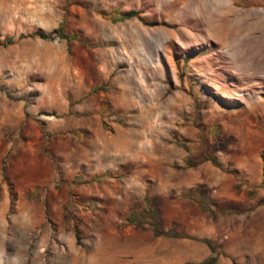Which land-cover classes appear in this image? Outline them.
Masks as SVG:
<instances>
[{
    "label": "rangeland",
    "instance_id": "1",
    "mask_svg": "<svg viewBox=\"0 0 264 264\" xmlns=\"http://www.w3.org/2000/svg\"><path fill=\"white\" fill-rule=\"evenodd\" d=\"M6 37L0 264H177L126 217L221 236L264 208V65L237 62L264 0H0Z\"/></svg>",
    "mask_w": 264,
    "mask_h": 264
},
{
    "label": "crops",
    "instance_id": "2",
    "mask_svg": "<svg viewBox=\"0 0 264 264\" xmlns=\"http://www.w3.org/2000/svg\"><path fill=\"white\" fill-rule=\"evenodd\" d=\"M199 224L202 225V222ZM205 225L187 234L193 239H169L181 248L177 264H199L211 255L207 247L198 241L201 239L216 242L219 246L213 264H264V208L258 207L249 221L240 223L237 229L227 235L218 236L209 229L207 223Z\"/></svg>",
    "mask_w": 264,
    "mask_h": 264
},
{
    "label": "trees",
    "instance_id": "3",
    "mask_svg": "<svg viewBox=\"0 0 264 264\" xmlns=\"http://www.w3.org/2000/svg\"><path fill=\"white\" fill-rule=\"evenodd\" d=\"M131 17H139L137 12H132V11H128V12H124L123 14H121L119 16V18L121 20L124 19H129ZM139 20H141V18H138ZM40 39V40H44V41H52L54 38H58L60 40H64L66 42L67 45H69L70 40H75L76 36L74 34H72L71 36H68L66 34H64L63 32V28L62 25H58L57 28H55L54 30H52L49 33H43L40 31H36L33 32L32 34H28V35H19L17 36V38L15 39L16 41L18 40H22V39ZM13 43V39L12 38H4L3 42L0 45H9ZM4 168H1V175H2V179H5V175H4ZM145 202H147V198L145 197ZM202 202H205L204 200H202ZM148 220V222H147ZM126 224L128 225H140L142 223H146L152 233L155 236H159V237H163L165 239H193L183 233H178L174 230V227H170L169 230H163L161 228V225L159 223V218H158V214L157 212L152 209V208H146L144 210H142L140 213L135 214V213H130L126 219H125ZM200 242H202L207 249L209 250V252L211 253V255L206 258L204 261H202L199 264H213L215 261V257H216V246L215 244H213L210 240L207 239H201L198 240Z\"/></svg>",
    "mask_w": 264,
    "mask_h": 264
},
{
    "label": "bare ground",
    "instance_id": "4",
    "mask_svg": "<svg viewBox=\"0 0 264 264\" xmlns=\"http://www.w3.org/2000/svg\"><path fill=\"white\" fill-rule=\"evenodd\" d=\"M231 31V30H230ZM236 32V31H235ZM229 38V37H228ZM227 38V39H228ZM226 39V40H227ZM247 48H245L244 49V53H241V55L239 56V58H238V60H237V62H240L241 63V65L242 64H246L247 63V60H246V54L248 53V52H250L251 54H254V58H253V60H254V62H255V64L257 65V66H260V67H262L263 65H264V56H262V53H261V51L263 50V48H262V45L259 43V44H256V43H254V44H252V43H247V46H246ZM244 66V65H243ZM246 69V68H245ZM244 69V70H245ZM247 71V70H246ZM245 78V77H244ZM249 78V77H248Z\"/></svg>",
    "mask_w": 264,
    "mask_h": 264
}]
</instances>
